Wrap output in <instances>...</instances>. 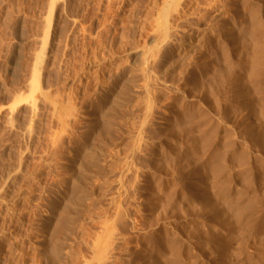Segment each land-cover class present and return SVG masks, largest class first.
<instances>
[{"label": "rangeland", "instance_id": "obj_1", "mask_svg": "<svg viewBox=\"0 0 264 264\" xmlns=\"http://www.w3.org/2000/svg\"><path fill=\"white\" fill-rule=\"evenodd\" d=\"M263 50L264 0H0V264H221L213 231L226 263L264 264V206L238 220L218 197L263 190L228 156L212 175L200 115L243 102L229 111L215 76L264 84Z\"/></svg>", "mask_w": 264, "mask_h": 264}, {"label": "bare ground", "instance_id": "obj_2", "mask_svg": "<svg viewBox=\"0 0 264 264\" xmlns=\"http://www.w3.org/2000/svg\"><path fill=\"white\" fill-rule=\"evenodd\" d=\"M165 30H167V33L166 34L164 33L166 37L164 36L165 39L162 38L164 41L161 40L163 41L162 42L163 44L159 41L161 45L167 44L166 42L167 39L171 41V38L173 36L172 34L169 33L170 30L168 29H165ZM165 30L163 31L165 32ZM227 33L230 34L232 32H227ZM229 34L227 35L229 36ZM162 36H163V33H162ZM161 45H156L155 47L153 46L152 49L148 48L149 49L148 51L142 50V52L140 53V63L143 66L142 67L143 73L146 74L145 77L148 79L149 85H154L156 83V81L153 79L150 73L152 72L151 67L154 63V59L156 55L159 53V51H161V48H162ZM179 56L176 58L175 61L178 60ZM247 78H249V80L251 81V86L253 87V89L251 88L252 90H250V87L247 82ZM194 79H195L194 81L196 82V77H194ZM215 81L216 82L218 81V84H220L218 85V87L221 89L224 88L225 84H227L229 81L230 82L232 81L230 85L228 84L229 88H227V90H225L224 88V90L227 91L228 97L226 98L228 99L223 100V101H226V107L229 106V111L230 110L232 111L234 110L232 108H235V107H232L234 105L232 104L234 103L233 101L239 99L240 102L241 101L243 102H241L242 103L241 107L238 106L239 109L235 108L236 110L233 111V113L230 114V116L224 113H221L222 109L219 110L220 112L216 111L217 112V113L215 112L216 114L212 113L213 111H210V112L204 111L200 113L205 125L210 127L208 130L202 131L201 134L204 138L203 143L206 144L204 152L206 151L212 152L209 154L206 153L207 161L209 162V165L213 167L212 175L216 177L224 173L225 168L227 167L226 157L228 156L230 158V160L228 161H230L232 164L237 166L238 169H240L237 173V176H238L239 184L242 186L244 190L249 191L254 186H259L263 190L262 192L256 191V193H253V195L250 198H248L247 200L245 199V201L242 204L237 205L236 207L230 201V197L228 193L219 194L218 197H220L223 200L226 208L227 209L229 208V212L232 211V215L238 220H241V218L246 213H250L253 215L257 212V209L259 207L264 206V153H262V151H264V127L263 128L257 127V125H259L257 124V121H260L261 123H263V126H264V84H263L261 76H257L256 69L253 72V76H224V75L215 76ZM198 88L199 90L201 89L200 86ZM202 89H204V87ZM206 90L207 88H205V91ZM207 91H206V95L208 94ZM204 95H202V97ZM206 95L204 97H206ZM248 95H249V98L246 99ZM250 103L253 105L255 103L258 104V109L257 111L255 110L256 112H253V109L255 108H251L250 110L248 109V107H250ZM235 106H237V104ZM181 108H183V111H186L188 115H192V112H194L191 105H187V106L182 105ZM223 111H224V107H223ZM108 126H109L108 129L106 126V129H107V130L105 129L106 132L110 131L111 125H108ZM221 133L223 134L222 138L224 142L221 141L220 143H217L218 147L213 148L214 145H216L215 139L218 138L219 134ZM252 147L253 148L255 147L257 151L256 154H258V156L254 158L255 159V164L253 163L254 165L251 162L252 154L248 152V150ZM229 184H231V182L227 180L226 183L221 184V186L228 189ZM196 185L197 183H194V186ZM207 189L209 188L207 187ZM206 193H208V190H206ZM240 199L243 200V197L241 196ZM204 210H209L211 212L212 218L219 221L223 226L225 227L228 226L227 221L222 219L223 209L222 210L219 209L217 202L214 200L213 197L208 198V200L205 201V205L203 206V211ZM262 229H264V218H263ZM258 230L261 231V229H258ZM208 239L210 242L215 244L216 247L218 248L217 252H219V257L221 258L219 259V262L221 264H229L226 262H228L227 259H229L228 257H230L228 256V254H230L229 253L230 246L226 242L225 238L221 236V234H219V231H213L208 234ZM178 246L179 245H177V243L175 242L171 243V247H172L171 250L177 251L179 249ZM257 254L263 256L264 249L259 250ZM179 259H180L179 257L178 259L177 257L176 258L174 257L173 263L180 264ZM248 264H256L255 258L253 257L252 259V257H249Z\"/></svg>", "mask_w": 264, "mask_h": 264}]
</instances>
